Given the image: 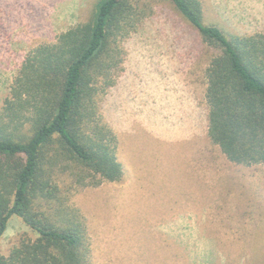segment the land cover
<instances>
[{"label":"rangeland","instance_id":"1","mask_svg":"<svg viewBox=\"0 0 264 264\" xmlns=\"http://www.w3.org/2000/svg\"><path fill=\"white\" fill-rule=\"evenodd\" d=\"M95 1L0 0V114L26 56L87 21ZM200 1L204 21L229 36L264 34V0ZM133 3L120 74L96 113L125 175L94 184L74 165L57 174L87 225L90 264H264V164L231 162L208 135L216 50L170 0ZM24 235L38 236L12 216L0 254Z\"/></svg>","mask_w":264,"mask_h":264},{"label":"trees","instance_id":"2","mask_svg":"<svg viewBox=\"0 0 264 264\" xmlns=\"http://www.w3.org/2000/svg\"><path fill=\"white\" fill-rule=\"evenodd\" d=\"M170 1L216 50L206 73L210 139L231 162L264 164V34L229 36L204 21L200 0ZM136 13L133 0H96L87 21L26 56L0 114V238L14 215L38 236H22L0 264H90L87 225L57 174L74 165L87 171L78 181L92 175L94 184L125 175L96 113Z\"/></svg>","mask_w":264,"mask_h":264}]
</instances>
